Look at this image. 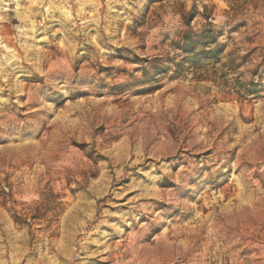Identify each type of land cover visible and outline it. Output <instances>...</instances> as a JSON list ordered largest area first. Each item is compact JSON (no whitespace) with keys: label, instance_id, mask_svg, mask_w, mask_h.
Returning <instances> with one entry per match:
<instances>
[{"label":"rangeland","instance_id":"rangeland-1","mask_svg":"<svg viewBox=\"0 0 264 264\" xmlns=\"http://www.w3.org/2000/svg\"><path fill=\"white\" fill-rule=\"evenodd\" d=\"M0 33V264H264V0H0Z\"/></svg>","mask_w":264,"mask_h":264},{"label":"trees","instance_id":"trees-1","mask_svg":"<svg viewBox=\"0 0 264 264\" xmlns=\"http://www.w3.org/2000/svg\"><path fill=\"white\" fill-rule=\"evenodd\" d=\"M173 9L175 10V13H178L181 16L182 24L187 28L179 40L175 42L174 49L180 51L182 56H185V60L190 61L200 60L203 54L212 53V50H208L207 47L211 44H216L219 36L212 31L211 28L213 25L209 23L208 28L206 27L197 34L192 30V23L197 17H201L208 21L211 19L208 7L204 6L203 11L191 12H186L184 7L176 9V7L173 6ZM172 64L175 65V62H172Z\"/></svg>","mask_w":264,"mask_h":264},{"label":"built area","instance_id":"built-area-1","mask_svg":"<svg viewBox=\"0 0 264 264\" xmlns=\"http://www.w3.org/2000/svg\"><path fill=\"white\" fill-rule=\"evenodd\" d=\"M1 45H3L4 47H5V44L3 43V41H2V35H1V33H0V46Z\"/></svg>","mask_w":264,"mask_h":264}]
</instances>
